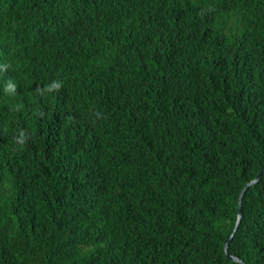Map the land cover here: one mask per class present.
Returning <instances> with one entry per match:
<instances>
[{
  "label": "trees",
  "instance_id": "1",
  "mask_svg": "<svg viewBox=\"0 0 264 264\" xmlns=\"http://www.w3.org/2000/svg\"><path fill=\"white\" fill-rule=\"evenodd\" d=\"M263 169L264 0H0V264H264Z\"/></svg>",
  "mask_w": 264,
  "mask_h": 264
},
{
  "label": "water",
  "instance_id": "2",
  "mask_svg": "<svg viewBox=\"0 0 264 264\" xmlns=\"http://www.w3.org/2000/svg\"><path fill=\"white\" fill-rule=\"evenodd\" d=\"M263 174H264V169L261 170V171L257 174V176H256L253 180H251L250 182H248V184L242 189L241 194H240L238 216H237L236 227H235V229H234V232L237 230V228H238V226H239V224H240V222H241L242 216H243V208H242V199H243V196H244V194L246 193L247 189H248L250 186H252V185H254V184H257V183L260 181V179H261V177H262ZM234 232L232 233V235L230 236V238H229L228 241L226 242V244H225V250H226V252H227V256H228V257H230L231 259H233V260H235V261L242 262V259H240L238 256L231 255V254L228 252V246H229V243H230V241L232 240V238H233V236H234Z\"/></svg>",
  "mask_w": 264,
  "mask_h": 264
},
{
  "label": "bare ground",
  "instance_id": "3",
  "mask_svg": "<svg viewBox=\"0 0 264 264\" xmlns=\"http://www.w3.org/2000/svg\"><path fill=\"white\" fill-rule=\"evenodd\" d=\"M30 25V24H29ZM31 26V25H30ZM40 33V32H39ZM43 33V32H42ZM45 33V32H44ZM42 35V34H41ZM47 35V34H46ZM34 48V47H33ZM29 50H31V49H29ZM32 50H34V49H32Z\"/></svg>",
  "mask_w": 264,
  "mask_h": 264
},
{
  "label": "clouds",
  "instance_id": "4",
  "mask_svg": "<svg viewBox=\"0 0 264 264\" xmlns=\"http://www.w3.org/2000/svg\"><path fill=\"white\" fill-rule=\"evenodd\" d=\"M257 176V175H256ZM248 184V183H247ZM241 259V258H240ZM242 262H243V260H242Z\"/></svg>",
  "mask_w": 264,
  "mask_h": 264
}]
</instances>
